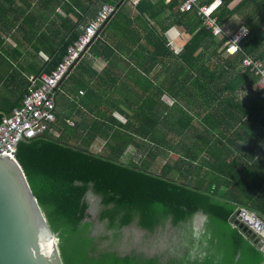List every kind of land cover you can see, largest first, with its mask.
<instances>
[{
  "label": "trees",
  "instance_id": "16d2710c",
  "mask_svg": "<svg viewBox=\"0 0 264 264\" xmlns=\"http://www.w3.org/2000/svg\"><path fill=\"white\" fill-rule=\"evenodd\" d=\"M212 1L204 0L203 4ZM235 1L221 0L222 6L215 13L217 24L223 30L237 12L230 10V6ZM257 1L259 0H244L239 7L240 9L244 6L256 7ZM87 2L88 9L95 15L102 3L112 5L117 3L118 6L120 0H87ZM72 3L80 6V0H72ZM67 6L70 8L69 5ZM135 9L141 15L148 14L150 19H155L161 12L168 11L176 17L175 25L184 28L192 36L191 41L180 54L172 55L170 51L168 53L172 61L180 62V73L184 72L187 77V92L191 94L195 92V96H190L189 93L186 97H182L186 104L192 106L193 99L200 96L206 101L207 106H205L210 108L212 114L218 115L219 112L233 108L240 116L236 117L229 131L232 130L237 139L244 138L242 143L245 146L252 143L256 137L264 140V116L261 115V112H264V93L257 91L254 96L242 98L239 95V91L245 88H254L257 80L248 68L242 67L243 54L236 56L228 54L222 47L226 38L222 37L217 41L210 31L203 27L196 10L180 13L176 3L164 6L160 0L154 5L148 0H143ZM246 24L249 27V35L244 38L242 49L245 53L264 60V6H259L257 12L247 18ZM72 29L73 32L68 37L59 40L57 49L46 51L53 58L45 68L47 73H50L62 60L68 46L80 35L81 31H78L77 26ZM160 40L161 43L165 42L162 37ZM159 50L157 47L152 54L162 55ZM169 72L171 70L167 71ZM173 97L177 98V96ZM137 101L142 102L138 105L134 118L139 121L137 131L146 139L154 140L158 136L156 128L161 123V119L157 114L152 115L147 112L145 108L155 100L146 98ZM15 108H8L5 113L0 110V122L4 115L8 116ZM174 109L172 112L174 114L168 122L173 126L176 134L182 135L191 129L193 117L189 110L178 105ZM93 126L98 127L96 123ZM149 128H153V131ZM52 129L41 137L19 143L15 157L28 177L51 229L58 234L65 264H189L193 257L190 251L194 244L199 246L211 234L227 230L232 226L239 231L232 224V219L239 208L252 211L264 219V161L262 160L264 144L262 143L263 147L259 150L263 155L260 158L250 156L252 163L250 165L247 163L241 168L239 177L229 176L223 179L217 175L211 176L212 171L225 174L216 167V161L214 163L209 160L210 157L215 158L217 154H222L220 151L216 152L214 147H212L214 150L209 147L204 151L208 160L198 162L195 160L204 149H199V146H184L189 158L184 157L177 162L168 161L161 167V165L157 166L155 161L148 160L153 156L147 154L148 148L142 143L139 144L140 153L143 157L147 156V159L138 162L121 161L119 155L127 150V147L121 143L108 144L104 152L90 151L89 143L99 132L106 133L110 141L117 137L116 132L111 128L109 130L90 128V131L83 133L82 125L70 129L60 118H56ZM53 131L58 135L55 136ZM208 132L209 129L206 133ZM202 138L203 136L200 135L199 139ZM156 148L160 149V147ZM237 149L241 150L240 147ZM238 164L236 161L231 165L235 168ZM241 177L245 178L242 186ZM217 178L222 180V185H226L231 190L221 191L217 186ZM233 179L236 180L234 185L230 182ZM91 190L102 197V203L107 207L104 208L101 217L105 221L106 228L111 230V237L105 238H110L112 243L119 237V229L130 225L136 219L141 228L151 232L159 227L164 231L168 227L167 223L170 222L175 229L185 228L190 234L192 225L186 226V224L191 223L194 216L200 214L205 219L202 232H199V237L193 238L190 235L192 239L188 240L186 251L181 256L174 254L149 256L138 251H133L127 256H119L113 251L92 256L90 250L93 248L94 240L89 236V232L94 222L88 214L89 203L86 195ZM252 246L255 248L254 245ZM257 251L261 257L258 264H264V253Z\"/></svg>",
  "mask_w": 264,
  "mask_h": 264
},
{
  "label": "crops",
  "instance_id": "0c3cea01",
  "mask_svg": "<svg viewBox=\"0 0 264 264\" xmlns=\"http://www.w3.org/2000/svg\"><path fill=\"white\" fill-rule=\"evenodd\" d=\"M148 1L153 5L159 2ZM243 1L236 0L230 6L231 11L237 12L225 25L228 34H235L241 26L249 28L247 18L253 16L259 6H264V0H259L256 7L244 6L240 9ZM93 16L87 0H80V6L74 5L72 0H0V110L5 113L8 108L20 106L31 77L47 73L45 68L53 58L46 51L57 49L59 40L68 37L74 26L81 31ZM175 22L176 17L168 11L150 19L148 14L141 15L135 6L120 0L114 16L102 26L99 37L59 84L55 117L66 126L70 122V129L82 125L83 133L90 128H111L116 132L117 137L113 141L104 132L96 134L89 143L92 152H104L108 144L121 143L127 147L119 155L121 161L138 162L147 159L140 153L139 144L142 143L148 148L147 154L153 156L148 160L155 161L157 166H164L168 161L189 158L184 146L204 149L195 160L198 162L208 160L204 151L214 147L222 154L209 160L216 161V167L225 174L212 171L211 176L223 179L239 177L241 168L252 163L250 156L260 158L263 155L259 148L263 147L261 143L264 144V140L256 137L245 146L242 143L244 138L237 139L232 130L229 131L236 117L240 116L233 108L216 115L209 111L206 101L200 96L193 99L192 106L182 99L189 93L195 96V92H187V77L184 72L180 73V62L172 61L168 53L180 54L192 36L184 28L176 26ZM161 37L165 42L161 43ZM157 47L162 55L152 54ZM168 70L173 72L167 73ZM254 88L239 91L240 97L254 96L257 94ZM146 98L155 101L145 110L161 119L156 128L158 136L154 140L138 133L139 121L134 119L138 105L142 104L137 99ZM245 102L248 103L247 100ZM176 105L189 110L193 117L191 129L182 135L176 134L168 122ZM261 115L264 116V112ZM94 123L98 127H94ZM208 129L210 132L206 133ZM149 130L153 131V128ZM53 134L58 135L54 131ZM200 135L202 139H199ZM236 161L239 164L234 168L231 164ZM220 178H217L219 189L231 190L222 185ZM235 181L230 182L234 185Z\"/></svg>",
  "mask_w": 264,
  "mask_h": 264
},
{
  "label": "water",
  "instance_id": "95a60500",
  "mask_svg": "<svg viewBox=\"0 0 264 264\" xmlns=\"http://www.w3.org/2000/svg\"><path fill=\"white\" fill-rule=\"evenodd\" d=\"M232 224L242 234L233 226L211 234L189 264H258L257 250L264 253V219L239 208ZM0 264H65L58 234L20 163L9 156H0Z\"/></svg>",
  "mask_w": 264,
  "mask_h": 264
},
{
  "label": "built area",
  "instance_id": "2783aa9c",
  "mask_svg": "<svg viewBox=\"0 0 264 264\" xmlns=\"http://www.w3.org/2000/svg\"><path fill=\"white\" fill-rule=\"evenodd\" d=\"M124 1L136 7L143 0ZM160 1L164 6L176 3L180 13L196 10L198 17L202 20L203 27L210 31L215 39L226 38L222 47L228 54L233 56L243 54L242 67L248 68L256 76L257 91L264 93V61L245 53L242 49L243 40L249 35V28L241 26L235 34H228L223 30L217 24L215 17V13L222 6L220 0H213L208 4H203L204 0ZM116 10V5L102 3L95 16L81 28L78 38L68 46L62 60L55 65L51 72L31 77L20 106L1 119L0 156L14 158L19 143L41 137L45 132L53 130L52 126L56 123V91L59 84L87 52L94 40L99 37L102 26L114 16ZM79 95L82 94L79 93Z\"/></svg>",
  "mask_w": 264,
  "mask_h": 264
},
{
  "label": "rangeland",
  "instance_id": "374dc122",
  "mask_svg": "<svg viewBox=\"0 0 264 264\" xmlns=\"http://www.w3.org/2000/svg\"><path fill=\"white\" fill-rule=\"evenodd\" d=\"M67 125L71 126L72 124L69 122V124ZM162 166L163 165L161 164V167ZM101 200H102L101 196L95 194L93 190L90 191L88 196V203H89L88 214L91 215L92 220L94 222L91 232H89V236L94 240V245L93 248L90 250V255L93 256V255H97L98 253H106L110 251L115 252L119 256L131 255L133 251L144 252L149 256H153L155 254L173 255L172 252L163 248L162 243H164L165 240L161 243V245L156 244V242H154L155 240L158 239L159 236L168 234L167 231H170L171 227H167L164 231H161L162 233L160 231L158 233L157 232L151 233L150 240L146 239V235H145L146 233L145 231H143L144 240H139L138 243H135L133 245H130L128 242H124V243H120L119 245L116 244L113 246L110 238L109 239L105 238L111 234V230H108L106 228L105 221L101 217L104 208L107 209V207L104 206L100 207ZM183 253L184 252H182L181 250L180 252H176V254L174 255L177 254L182 255Z\"/></svg>",
  "mask_w": 264,
  "mask_h": 264
},
{
  "label": "flooded vegetation",
  "instance_id": "af4514ba",
  "mask_svg": "<svg viewBox=\"0 0 264 264\" xmlns=\"http://www.w3.org/2000/svg\"><path fill=\"white\" fill-rule=\"evenodd\" d=\"M89 196V195H88ZM88 196H87V201H88ZM97 205V204H96ZM101 206H104L101 200ZM204 217L201 216L200 214H197L194 216L192 219L191 223H187V225L191 224L192 225V231H190V234L186 232L185 228L183 229H175V227L172 226L170 222L167 223L168 227H171L170 231H167L168 234H164L163 236H159L156 242V244L161 245V243L165 240L164 243H162V246L164 249L172 252L173 254H176V252H182L186 251L187 245H188V240L192 239L190 235L195 238L199 237V232H202L203 229V221ZM198 221V222H197ZM120 235L117 239H115L112 243V245H119L120 243L128 242L130 245H133L135 243H138L139 240H144L143 238V231H145L146 239L150 240L151 233H158L159 231H162V228L159 227L158 229H155L154 231H148L143 228H141L138 225L137 219L134 220L130 225L128 226H123L119 229ZM162 233V232H161ZM111 237V234L109 235ZM145 239V240H146ZM198 248V245L194 244L191 248L190 254L193 256L196 249ZM178 256H181V254H177Z\"/></svg>",
  "mask_w": 264,
  "mask_h": 264
},
{
  "label": "clouds",
  "instance_id": "9594fccd",
  "mask_svg": "<svg viewBox=\"0 0 264 264\" xmlns=\"http://www.w3.org/2000/svg\"><path fill=\"white\" fill-rule=\"evenodd\" d=\"M221 1V0H220ZM222 3V2H221ZM233 56V55H232ZM236 56V55H235ZM255 88H256V83H255ZM257 89V88H256Z\"/></svg>",
  "mask_w": 264,
  "mask_h": 264
},
{
  "label": "bare ground",
  "instance_id": "6f19581e",
  "mask_svg": "<svg viewBox=\"0 0 264 264\" xmlns=\"http://www.w3.org/2000/svg\"><path fill=\"white\" fill-rule=\"evenodd\" d=\"M50 247H51V245H50Z\"/></svg>",
  "mask_w": 264,
  "mask_h": 264
}]
</instances>
